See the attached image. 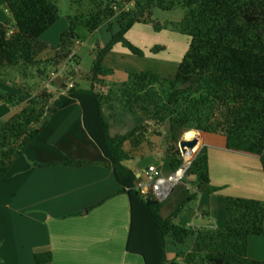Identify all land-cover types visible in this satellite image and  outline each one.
<instances>
[{
	"label": "trees",
	"instance_id": "1",
	"mask_svg": "<svg viewBox=\"0 0 264 264\" xmlns=\"http://www.w3.org/2000/svg\"><path fill=\"white\" fill-rule=\"evenodd\" d=\"M85 1L89 3L88 10L69 16L57 44L49 46L40 40V35L59 18L56 3L3 0L13 23L0 22V75L9 67H34L41 63L37 56L51 50L52 56L44 60L43 67L48 63L74 61L67 77L80 82L75 86L70 82L72 86H66V93L57 96L58 99L48 90L17 99L14 93L0 91V102L10 106L24 102L8 118L0 119V178L36 137L49 115L79 102L84 128L105 156V164L119 184L118 192L128 197L130 223L125 245L128 252L140 255L144 264H264L247 253L248 237L264 236V199L227 195L222 227L174 222L177 213L196 198L203 186L207 185L210 192L219 189L210 185L205 146L194 155L184 173V179L195 189L166 218L159 213L163 201L151 196L146 200L136 186L135 173L122 164L130 156L123 148L124 143L128 141L137 149L151 122L168 126L165 157L171 170L182 163L180 136L193 126L206 134L221 135L228 150L257 156L264 173V0H72V3L79 6ZM129 3L132 5L128 7ZM176 7L184 8L179 28L189 37V43L174 77L168 79L155 71L141 70L127 72L124 81L108 82L106 77L113 74V69L104 65V57L114 45L120 44L131 54L142 57L143 50L126 38L127 31L135 23H152L159 30L161 25L151 19L153 10ZM105 22L109 32L107 43L92 52L87 70L75 69L79 57L71 52L70 45L82 41L85 34H93ZM104 109L138 114L144 121L124 134L110 135ZM152 131L160 134L157 128ZM83 163L65 158L40 166ZM188 238H192L188 250L176 251L172 258H167L168 242L181 244ZM33 259L35 264H51V252L36 251Z\"/></svg>",
	"mask_w": 264,
	"mask_h": 264
},
{
	"label": "crops",
	"instance_id": "2",
	"mask_svg": "<svg viewBox=\"0 0 264 264\" xmlns=\"http://www.w3.org/2000/svg\"><path fill=\"white\" fill-rule=\"evenodd\" d=\"M51 56L48 53L45 58ZM80 64L79 57L75 69H80ZM128 71H123L125 76ZM15 111L16 106L0 102V116L8 118ZM109 111L110 115L117 112ZM201 138V147H206L208 156L210 185L219 189L210 192L207 185L203 186L194 199L195 208L183 207L174 222L222 227L227 195L264 199V173L257 156L226 149L221 135L203 133ZM123 148L126 150L125 145ZM132 152L143 151L139 146ZM65 158L85 163L40 166ZM105 162L83 126L79 102L49 115L43 128L0 178V264H35L33 254L41 250L51 252V264H144L140 255L125 249L129 201L125 193L118 192L119 184ZM132 170L135 175L141 171ZM194 189L185 182L177 184L163 201L160 215L168 217ZM180 250L172 248L167 258ZM247 253L250 258L264 261L263 235L248 237Z\"/></svg>",
	"mask_w": 264,
	"mask_h": 264
},
{
	"label": "rangeland",
	"instance_id": "3",
	"mask_svg": "<svg viewBox=\"0 0 264 264\" xmlns=\"http://www.w3.org/2000/svg\"><path fill=\"white\" fill-rule=\"evenodd\" d=\"M52 1H54L58 6L59 18L40 35V40L46 42L49 46H55L57 44L60 33L68 25V17L73 15L75 12H86L89 6L88 1L83 2L79 6L72 3V0ZM131 5L132 4L129 3L127 6L129 7ZM183 13L184 8L181 7H176L172 10L155 8L153 10V14L151 15V19L154 23L156 22L161 25V29L159 30H155L152 23H135L127 31L126 38L143 50V56L139 57L131 54L120 44H116L117 46L114 45L115 47L111 51V55L108 56L106 62L104 63L107 67H115L112 68L113 74H111L107 81H124L126 79V76L123 73L124 70H130L128 72L152 70L162 77L168 79L173 78L178 63L186 52L189 43V37L179 28V23L183 17ZM0 22L13 23V18L10 12L4 8L3 0H0ZM106 26L108 25L103 23V25L100 26L93 34H85L82 41L79 39L70 45L71 52H79L78 55L76 53L75 54L81 58V71L87 70L91 65L93 59L92 52L95 51L97 47H103L107 43L109 39V32L106 30ZM157 47H163V49H158ZM156 48L157 50H154ZM48 53L50 54L52 51H42V53H40L37 57L38 59L40 58L41 63H38L34 67L26 69L21 67H9L4 69L2 71V75H0V91L14 93V98L17 99V97H24L27 94H35L41 90H48L57 98V96H62L63 93H66L67 89L65 87L67 86V88H69L68 82H73L74 86L76 83L80 82L79 79L67 77L68 73L73 68L72 64H74V61L63 62L61 64L48 63L45 67H43L44 60L46 59L45 56H47ZM49 80H51L50 83ZM47 82L49 84L46 85ZM23 104L24 102L20 103V105H15L16 110L22 107ZM53 104L56 105V101H54ZM13 106L14 105H11L10 107ZM51 106L52 105H50V107ZM103 112L108 121V131L110 135H114L115 133L124 134L144 121L142 116L138 114L117 111L113 115H110L112 113L107 109H104ZM0 119L3 120L6 118L2 115L0 116ZM148 124L149 126L147 132L145 133V140L140 144L143 152L141 154H134L132 152L134 149L131 144L128 141L125 142V151L128 152L130 156L123 159L122 164L128 168L139 170H142L143 167L147 166L149 163H154L156 165L160 164L162 172L164 171L163 173H167V171L171 170L169 168L167 158L165 157L166 150L169 146L168 126L167 124L164 126H156L151 122ZM156 128L160 131L159 135L153 133L152 131ZM188 131L196 132L197 134H195L194 137L199 138V141L192 150L195 151L193 153L191 152L192 155L190 153V159H192L201 148V137L203 132L192 126L182 133L180 139H188L186 134ZM182 182L194 187L184 178ZM196 204L197 202L193 200L188 204V207L194 209ZM195 220L196 219L192 221L195 223ZM210 221L212 223L214 222L212 219H210ZM173 245H176V247H172ZM172 248L181 249L180 251H185L183 249H189L190 238L181 244H172V242H168L166 244L167 255L170 254Z\"/></svg>",
	"mask_w": 264,
	"mask_h": 264
},
{
	"label": "built area",
	"instance_id": "4",
	"mask_svg": "<svg viewBox=\"0 0 264 264\" xmlns=\"http://www.w3.org/2000/svg\"><path fill=\"white\" fill-rule=\"evenodd\" d=\"M49 83L47 82L46 85ZM68 86H72V83H69ZM185 153L181 152L182 163L166 174L162 172L159 165L149 163L136 175V186L144 195L165 201L175 186L182 182L184 178L185 170L191 161L190 156L186 157Z\"/></svg>",
	"mask_w": 264,
	"mask_h": 264
},
{
	"label": "water",
	"instance_id": "5",
	"mask_svg": "<svg viewBox=\"0 0 264 264\" xmlns=\"http://www.w3.org/2000/svg\"><path fill=\"white\" fill-rule=\"evenodd\" d=\"M199 141L198 137H193L190 139H180L178 142L179 149L182 153L187 152V150H190L197 142ZM193 152V151H192ZM146 200H149L150 197L146 196Z\"/></svg>",
	"mask_w": 264,
	"mask_h": 264
},
{
	"label": "bare ground",
	"instance_id": "6",
	"mask_svg": "<svg viewBox=\"0 0 264 264\" xmlns=\"http://www.w3.org/2000/svg\"><path fill=\"white\" fill-rule=\"evenodd\" d=\"M187 136H188V139L190 138H193L195 136V134H197L196 132L194 131H188L187 133ZM196 146V144L188 151L185 153V156L186 157H189L190 156V153L192 152L193 148Z\"/></svg>",
	"mask_w": 264,
	"mask_h": 264
}]
</instances>
